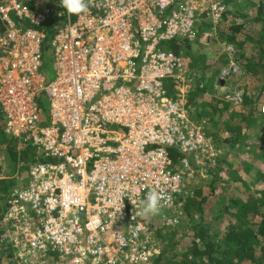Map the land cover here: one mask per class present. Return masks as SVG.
Listing matches in <instances>:
<instances>
[{
  "label": "built area",
  "instance_id": "built-area-1",
  "mask_svg": "<svg viewBox=\"0 0 264 264\" xmlns=\"http://www.w3.org/2000/svg\"><path fill=\"white\" fill-rule=\"evenodd\" d=\"M87 2L88 12H61L52 24L51 76L42 67L54 9L45 0H0L4 132L17 150L30 144L36 154L8 193L11 230L2 237L11 236L17 264H153L157 229L179 224L189 182L221 158L194 119L193 71L166 44L194 41L204 21L201 38L209 39L225 5ZM222 45L231 59L233 47ZM237 70L231 62L228 72ZM243 94L226 101L241 105ZM152 188L171 199L144 219L137 213Z\"/></svg>",
  "mask_w": 264,
  "mask_h": 264
},
{
  "label": "trees",
  "instance_id": "trees-1",
  "mask_svg": "<svg viewBox=\"0 0 264 264\" xmlns=\"http://www.w3.org/2000/svg\"><path fill=\"white\" fill-rule=\"evenodd\" d=\"M45 1L56 6L55 13L44 25L47 35L44 42L45 54L42 68L45 72H49L50 59L47 50L48 41L52 36L51 27L53 22L61 20L62 16L60 17L59 14L65 10L60 6V0ZM27 4L31 8L37 7L34 1H28ZM230 12L229 9H225L222 13L221 21L217 25L219 27L217 36L225 45L231 46L237 50V53L239 52L238 58L245 72L250 76L258 77V81L261 83L257 94L259 95L264 90V0L258 2L250 18L248 14L238 13L237 17L234 16L237 21L233 22ZM250 20L259 24L258 36L254 37L244 30L245 25L249 26ZM202 30L203 28L199 32L201 33ZM247 42H250L249 47H245ZM166 45H169L175 52H179L182 48V45H177L175 41H170ZM247 48L250 49V54L246 53ZM190 97L194 98V95L191 94ZM243 97L242 105L253 104L254 100L246 96L245 93ZM209 102L212 107L211 115L220 113L228 106L227 103L224 106H217L214 101ZM245 111L242 112L246 116L242 128H253L257 126L258 120L264 121V112L258 111V115L255 116L254 108L251 106ZM237 128L232 129L227 126V131L223 132L228 135V141H232V145L243 139L240 128ZM207 134L219 147L222 142L221 136L212 130ZM17 143V139L10 138L5 134L3 117L0 112V156H3L6 161L5 170L0 172V174L3 173L0 175V264L6 263L7 260L13 261L11 236L2 237L4 233L11 230L6 217L9 206L8 193L12 188L20 185V178L26 173L28 163L36 158L30 144H27L24 149L17 150ZM207 181L209 180L207 179ZM207 181H200V186L201 183ZM212 183L213 179H210L208 184L211 189L213 188ZM195 193L196 197L191 196L183 199L182 214L177 226L164 225L157 229L156 237L162 248L153 264H264V190L259 191V194H255V192L249 194L242 200L236 199L233 202L234 211L225 208L227 219L223 233L220 230H212L208 222L212 209L206 210L204 203L209 196L202 197L201 190H195ZM197 197L200 198L197 199ZM164 230L168 231L166 236H164ZM184 240L186 241L184 242ZM182 243L184 244L181 248H176Z\"/></svg>",
  "mask_w": 264,
  "mask_h": 264
},
{
  "label": "rangeland",
  "instance_id": "rangeland-1",
  "mask_svg": "<svg viewBox=\"0 0 264 264\" xmlns=\"http://www.w3.org/2000/svg\"><path fill=\"white\" fill-rule=\"evenodd\" d=\"M219 1H223L224 3H222L226 9L231 11L230 16L233 22L237 21L235 17H237L238 13L248 14L250 18L258 2H260V0ZM51 7L55 13L56 6L51 5ZM203 23L205 25L202 27L203 29H210L207 21ZM259 27V24L250 20L249 26L245 25L244 30L255 37L258 36ZM218 28V26L215 27L213 35L207 40L201 38L202 32H198L194 41L182 44L180 52L185 62L186 72L193 71L191 94L194 95V98L190 97V101L195 111V122L206 133L212 130L217 132L222 138V142L219 144L221 158L218 165L206 177L196 176L190 181L187 187L188 194L185 198L196 197L195 190H201L202 197L209 196L204 203L206 210L212 209L209 213L208 222L212 230H220L223 233L227 219V213L224 212L225 208L227 207L234 211L233 202L236 199L242 200L249 194L254 192L259 194V191L264 190V121L258 120L257 126L253 128H242L246 118L242 112H246L245 110L251 106L254 108V115L257 116L258 111H261V107L264 105V90L257 95L261 83L258 81V77L250 76L245 72L243 65H241L242 63L240 64L239 52L237 53L236 49L233 48L231 59H227L228 57H226L225 49H223L222 45L224 42L217 36ZM249 45L250 42H247L245 47H249ZM246 53L250 54L249 48H247ZM231 62L238 67L235 73L228 72ZM49 72L52 76L51 70ZM218 80H223V84L220 85ZM200 83L203 84L204 89L199 87ZM236 90H242L246 96L254 100L253 104L234 106L229 101L227 102V95L232 94ZM258 96L260 97L258 98ZM209 101H214L217 106H224L226 103L228 106L222 109L220 113L211 115L212 107ZM242 101L244 103V97ZM45 105L47 107V103ZM44 112L48 113V110ZM227 126L232 129L240 128L243 139H240L239 143L232 145V141H228V135L223 133L224 130L227 131ZM111 127L115 128V126ZM237 130L239 129L237 128ZM0 166V172H3L6 167V161H4L3 156H0ZM0 175H3V173ZM210 179H213L212 189L208 184ZM203 180L207 182L201 183L202 185L200 186V181ZM199 198L197 197V199ZM157 219L160 220V217L158 216ZM167 232V230H164V236L168 234ZM183 244L178 245L176 248H181ZM12 262L7 260L4 264H17V262Z\"/></svg>",
  "mask_w": 264,
  "mask_h": 264
},
{
  "label": "clouds",
  "instance_id": "clouds-1",
  "mask_svg": "<svg viewBox=\"0 0 264 264\" xmlns=\"http://www.w3.org/2000/svg\"><path fill=\"white\" fill-rule=\"evenodd\" d=\"M60 6L69 15H79L86 13L89 10L87 0H60ZM170 199V195L164 190L152 188L147 191L144 199L141 200V209L137 215L144 219H148L151 215L158 214L163 206V202Z\"/></svg>",
  "mask_w": 264,
  "mask_h": 264
},
{
  "label": "water",
  "instance_id": "water-1",
  "mask_svg": "<svg viewBox=\"0 0 264 264\" xmlns=\"http://www.w3.org/2000/svg\"><path fill=\"white\" fill-rule=\"evenodd\" d=\"M219 84L222 85L223 84V80H218Z\"/></svg>",
  "mask_w": 264,
  "mask_h": 264
}]
</instances>
